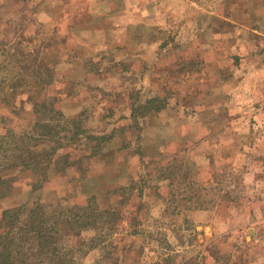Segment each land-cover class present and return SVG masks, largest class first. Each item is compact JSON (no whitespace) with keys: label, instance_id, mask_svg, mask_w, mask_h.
Returning a JSON list of instances; mask_svg holds the SVG:
<instances>
[{"label":"rangeland","instance_id":"1","mask_svg":"<svg viewBox=\"0 0 264 264\" xmlns=\"http://www.w3.org/2000/svg\"><path fill=\"white\" fill-rule=\"evenodd\" d=\"M154 97L164 110L129 119ZM42 105L104 157L83 140L43 183L22 172L71 135L34 130ZM6 169L0 214L43 205L69 264H264V0H0ZM93 186L101 218L66 228Z\"/></svg>","mask_w":264,"mask_h":264},{"label":"trees","instance_id":"2","mask_svg":"<svg viewBox=\"0 0 264 264\" xmlns=\"http://www.w3.org/2000/svg\"><path fill=\"white\" fill-rule=\"evenodd\" d=\"M42 107L44 111L47 110V117H45V113L40 111L41 108L35 106L36 109L33 111L35 117L34 130L37 133L41 134L43 138L47 137L51 140H55L56 135L59 136L63 131H65L64 133L71 132V135H65L54 143L48 152L50 160L45 164L37 165L34 163L33 165L25 166L26 170L22 172L30 173L32 171L37 176V183H43L48 180L51 174L50 171L54 167H57L59 171H63L72 166L74 162L68 159L70 153L64 151L70 144L76 147L78 142L83 140L98 139L100 141L99 147L106 141L104 137L88 135L85 129L81 128L80 122L65 120L62 113L54 111L53 106H49L48 109L43 105ZM165 107V99L150 98L143 104L134 105L129 119H132L133 122H138L143 116L159 112ZM63 122L69 125L65 128L66 130L61 128ZM98 147L93 153L95 156L102 150ZM99 155L101 154L99 153ZM30 168L32 169L30 170ZM18 176L17 170L6 169L5 171H0V200L8 198L15 193L14 189H16ZM38 187L41 188V185ZM34 188L37 189L33 185V191L35 190ZM89 189L86 204L69 211L70 217L66 218V228L73 229L77 228V226L82 229L94 228L96 222L101 218L102 211L100 212L98 206L101 201L99 199L103 198L104 195L99 193V189L95 186ZM107 193L108 196H114L118 192L113 189L107 191ZM25 205L27 204L4 209L0 214V264H69L68 260L65 261L67 259L65 249L56 247V236H60L59 217L49 212L47 208L39 205V203H34L32 208H27ZM92 205H95L96 208H93ZM106 211L108 212V210ZM75 219L80 221L75 222ZM32 241L35 244L30 243ZM60 250L64 251L61 252Z\"/></svg>","mask_w":264,"mask_h":264},{"label":"crops","instance_id":"3","mask_svg":"<svg viewBox=\"0 0 264 264\" xmlns=\"http://www.w3.org/2000/svg\"><path fill=\"white\" fill-rule=\"evenodd\" d=\"M105 29L107 30V28H105ZM151 46H153V45H151ZM160 47H162V45H160ZM158 50H160V49H158ZM92 60H94V59L92 58ZM92 60H91V61H92ZM90 64H91V65H94L93 67H96V66H97L95 69H93V72H95V73L97 74L98 72H96V71H98V69L100 68L99 65H97V64H95V63H93V62H91ZM90 70H92V69H90ZM164 109H165V108H164ZM164 109H162V110H164ZM162 110H161V111H162ZM161 111H160V112H161Z\"/></svg>","mask_w":264,"mask_h":264}]
</instances>
